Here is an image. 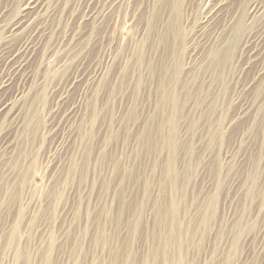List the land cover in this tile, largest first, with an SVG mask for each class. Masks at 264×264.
I'll use <instances>...</instances> for the list:
<instances>
[{"label":"rangeland","instance_id":"obj_1","mask_svg":"<svg viewBox=\"0 0 264 264\" xmlns=\"http://www.w3.org/2000/svg\"><path fill=\"white\" fill-rule=\"evenodd\" d=\"M0 264H264V0H0Z\"/></svg>","mask_w":264,"mask_h":264}]
</instances>
